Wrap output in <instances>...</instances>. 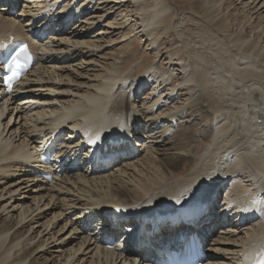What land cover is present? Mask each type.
<instances>
[{"label": "bare ground", "instance_id": "6f19581e", "mask_svg": "<svg viewBox=\"0 0 264 264\" xmlns=\"http://www.w3.org/2000/svg\"><path fill=\"white\" fill-rule=\"evenodd\" d=\"M226 2L262 19L264 0ZM0 3V50L21 40L35 61L0 78V264H164L192 233L202 264H264V27L218 38L161 0ZM121 9L137 28L95 32ZM135 37L163 61L138 65Z\"/></svg>", "mask_w": 264, "mask_h": 264}, {"label": "rangeland", "instance_id": "374dc122", "mask_svg": "<svg viewBox=\"0 0 264 264\" xmlns=\"http://www.w3.org/2000/svg\"><path fill=\"white\" fill-rule=\"evenodd\" d=\"M21 1H23V0H20V2ZM161 1L163 3H166L167 5H169L172 8V10H174V14H175L176 17L179 14L183 15V18H182V16L178 17V19H179L178 21H173V25H176V24L183 25L182 23H184L185 21H186L185 24H188V21H189L188 19H196V21H199V24L201 26L204 25L205 28L211 29V32L215 33V36H217L218 38H220V36H221V38H223L222 37L223 34H224L223 36H227L226 34L229 33V32H232V31L233 32H235V31L237 32V31H241L242 29H244L243 31H244L245 35L248 36V35H251L250 34L251 31H254L255 29L258 28V25L261 26V27H259L257 29L258 31H259V29L261 30L264 27V13L262 14V19H259V20H256V21L251 20L252 22H250L249 21L250 20V15H248L246 12H243V10L239 9V7H235V9H232V7H234L235 5H232V6L228 7V4H227L228 1L226 2V0H208V1H200V0H161ZM17 4H18V2H17ZM22 4H23V2H22ZM205 4H206V6H205ZM3 5H4L3 3H0V6H3ZM122 11H123V9H121V11L119 13V15L122 14V16H118L117 13H116V15L115 14L112 15L109 19H107L103 23H101V26H99L95 30V32L96 31H98V32L99 31H101V32L107 31V29H103V26L106 24V22H110V23H114L115 24V23L122 22L125 19H130L131 18V17L128 16V13L126 11H124L125 15H124V12L122 13ZM184 16L186 18H184ZM215 16H218L219 20L222 19V18H225V20H224L225 23L223 21H220V23L215 22V21H217ZM125 17H127V18H125ZM197 17L200 20L199 19L197 20ZM213 18H215L214 21H213ZM77 20H79V19H77ZM132 21H133V18H131L130 20L127 21L128 23H130L129 27H132L133 29L137 28L138 26H135V27L133 26L135 24V22H132ZM76 23L77 22H74V23H72V25H74ZM155 27L157 28V25ZM169 29L167 31H165L160 26L156 30V32L154 33V37L157 39L156 40L157 43L161 44L162 47L165 48L164 52L168 50L166 52L167 53L166 55H171L172 54L173 55V59H176L177 57H179V55L181 56V54H180L181 52H179L178 46L176 44L174 45L173 36L170 35L172 29H170V30ZM160 31H161V33H160ZM224 32H226V33H224ZM124 33H128L127 30H125ZM217 34H219L220 36H218ZM120 37H122V36H115V37H113L111 39L115 40V39L119 38V41H120ZM88 40H89V38L86 39V41H88ZM134 44L136 45V50H137V53H138L135 56V59L136 58L138 59L137 60V64L138 65H140L142 63V64H144L146 66H150V65H152L153 61L157 60V58L155 59L152 56L153 54L150 51L146 50V46L144 44V41L141 38H139V39L137 38L136 39V37H135ZM141 56H144V57H141ZM163 59H164V57H163ZM160 60H162V59L159 58V60H157L156 62H160L161 63ZM162 63L163 64H160V65L156 64L155 65V69H156L155 74L156 75L157 74L161 75V73L164 74V72L166 70V64H164L165 62H162ZM149 90H150V88H146V90H144V92H146V94H147L149 92ZM144 92L140 95V99H139L140 101H141V99L144 96H146V94ZM6 121H8V119H6L4 121V123ZM199 125H196L195 127H193L192 130L193 131H197V128H199ZM190 130L189 131L187 130L188 133L192 132ZM195 134H196V132H194V135ZM175 136H176L175 134H170L168 136H165L163 139H161V143L158 144L159 145L158 149L161 150L162 152L169 151L170 148H171V144L176 139ZM154 164L156 165L157 163H154ZM181 166H184L183 162H179L177 164L178 170L181 168ZM224 189L225 188H222L219 191V193H220V196H219V199H218V203L219 204H218V208L216 206V210H215V213H214V220H215L216 223H219V224L221 223V218H222V217L219 216V214H220L219 207L221 206V203H220V200L222 199L221 193L225 192ZM225 230H227V227L225 228ZM218 236H221L223 238H227V236L225 237L224 235L220 234V229H218L217 232L212 235V238L216 239V237H218ZM229 239L230 238H228V241H229Z\"/></svg>", "mask_w": 264, "mask_h": 264}, {"label": "snow or ice", "instance_id": "6c2138e0", "mask_svg": "<svg viewBox=\"0 0 264 264\" xmlns=\"http://www.w3.org/2000/svg\"><path fill=\"white\" fill-rule=\"evenodd\" d=\"M21 51H23V49ZM189 191L191 193V198H192L193 201L202 198V194L198 193L197 188L195 186L192 189H190ZM175 203L179 204L180 200L177 199L175 201ZM101 229L102 230H111L112 229V225L110 223H108V222H104V223L101 224Z\"/></svg>", "mask_w": 264, "mask_h": 264}]
</instances>
